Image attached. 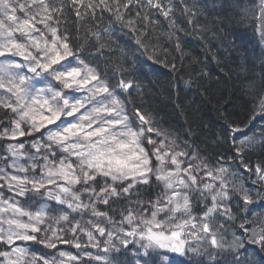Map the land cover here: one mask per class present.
<instances>
[{"label":"snow or ice","instance_id":"snow-or-ice-1","mask_svg":"<svg viewBox=\"0 0 264 264\" xmlns=\"http://www.w3.org/2000/svg\"><path fill=\"white\" fill-rule=\"evenodd\" d=\"M0 264H264V0H0Z\"/></svg>","mask_w":264,"mask_h":264},{"label":"trees","instance_id":"trees-1","mask_svg":"<svg viewBox=\"0 0 264 264\" xmlns=\"http://www.w3.org/2000/svg\"><path fill=\"white\" fill-rule=\"evenodd\" d=\"M229 39L235 40V43L238 47V51L236 55L237 57L240 58L241 62H243V57L245 55L244 49H248L247 55L253 58L259 53V49H256L255 51H253L255 42L253 40L252 32L250 29L247 32H245L243 28H241L233 36L229 37ZM192 45L191 44L189 45L192 50H194L195 47H198L197 50H194L195 53L202 54L203 49L199 47V44L196 41V39H194V43ZM257 64H259V61H257ZM209 67L214 68L213 65H209ZM258 71H259V68L257 67V72ZM161 79H163V77H161ZM232 83H235V81L230 82L226 87L231 89ZM221 87H224V86L222 85ZM191 95L192 94L189 93L190 97ZM158 107L162 109V111H160L157 114L158 118L168 120L170 123L173 124V126H179L180 124L184 123V116L182 114L177 115V113L172 107V103L168 101V98L166 95L161 94L159 98ZM194 107L198 109L196 115L198 116L199 120L203 122V126L207 129V132L204 133V135H210L213 131L217 132L218 134L219 133V125H218L219 118L215 110L216 101L212 100L210 103L206 101L203 104H201L199 102V98H197V103L194 105ZM165 127H167V125H165Z\"/></svg>","mask_w":264,"mask_h":264},{"label":"bare ground","instance_id":"bare-ground-1","mask_svg":"<svg viewBox=\"0 0 264 264\" xmlns=\"http://www.w3.org/2000/svg\"><path fill=\"white\" fill-rule=\"evenodd\" d=\"M161 22L164 23V24L166 25V27H167L168 21H163L162 18H161ZM177 23L179 24V21H177ZM183 38H184L185 42H186L188 45H190V44L192 45V44L194 43V39H195V38L192 37V36H187V35H185ZM249 43H251V42H249ZM192 46H193V45H192ZM197 48H198V47H195L194 50H197ZM166 71H167L166 69H163V70H162V72H166Z\"/></svg>","mask_w":264,"mask_h":264},{"label":"rangeland","instance_id":"rangeland-1","mask_svg":"<svg viewBox=\"0 0 264 264\" xmlns=\"http://www.w3.org/2000/svg\"><path fill=\"white\" fill-rule=\"evenodd\" d=\"M164 26L166 27V25L164 24ZM241 29V28H240Z\"/></svg>","mask_w":264,"mask_h":264}]
</instances>
